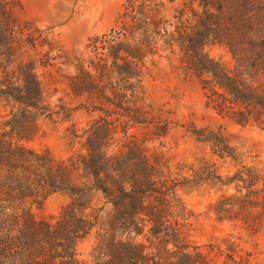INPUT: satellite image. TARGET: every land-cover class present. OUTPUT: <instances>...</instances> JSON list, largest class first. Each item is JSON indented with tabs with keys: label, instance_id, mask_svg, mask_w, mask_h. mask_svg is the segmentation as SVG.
Instances as JSON below:
<instances>
[{
	"label": "trees",
	"instance_id": "16d2710c",
	"mask_svg": "<svg viewBox=\"0 0 264 264\" xmlns=\"http://www.w3.org/2000/svg\"><path fill=\"white\" fill-rule=\"evenodd\" d=\"M18 6L0 0V98L9 105L0 121V264H208L191 245V212L178 195L208 179L201 169L172 171L166 154L147 146L168 125L153 115L146 85L163 76L165 60L171 72L197 76L218 115L240 126L264 123V0H125L113 25L74 57L20 20ZM212 45L228 49L231 71L208 55ZM45 73L62 78L78 106L59 98L52 107ZM76 109L92 119L68 129L77 148L68 158L25 145L41 117L69 118ZM138 128L151 138H138ZM221 155L235 160L227 144ZM259 180L252 168L220 180L235 187L212 205L216 220L256 234L264 215ZM61 191L70 200L58 216L38 219L35 210ZM94 193L102 198L97 209ZM91 234L92 260L82 262L77 244Z\"/></svg>",
	"mask_w": 264,
	"mask_h": 264
},
{
	"label": "rangeland",
	"instance_id": "374dc122",
	"mask_svg": "<svg viewBox=\"0 0 264 264\" xmlns=\"http://www.w3.org/2000/svg\"><path fill=\"white\" fill-rule=\"evenodd\" d=\"M124 2L19 0L16 16L47 32L62 50L74 57L81 55L88 39L103 34L113 25ZM172 13L173 6L168 5L163 16L169 18ZM206 52L227 71L233 69L234 61L226 47L212 45L206 48ZM166 64L165 60L161 61L163 76L155 82H148L146 87L153 115L168 125L167 135L149 139L151 137L141 128L132 131L140 139H149L147 146L150 150L159 148L165 153L172 171L183 166L186 171L201 169L208 179L199 186L188 183L178 189L180 199L191 212L189 240L192 247L207 258L208 264H264V215L258 232L253 234L231 222H218L212 209L222 195L234 193V183L223 185L220 180L227 182V178L238 171L255 170L260 175L256 189L264 193V123L240 126L218 115L208 106L197 76L186 75L182 70L173 73ZM43 81L52 107L58 104L59 98L72 109L80 103L68 95L62 78L53 79L45 73ZM8 111L9 105L0 98V121ZM91 119L92 116L83 109L73 110L69 118L64 115L41 117L37 135L25 145L35 150L47 149L56 158L66 159L77 150L76 146L72 148L69 144L68 129L74 124L80 130ZM224 144L232 149L235 160L221 155ZM69 200L67 192L52 193L43 206L35 210V215L38 219L53 220ZM101 205V195L94 193L91 208L97 209ZM95 242L93 234L78 242L80 261L92 260Z\"/></svg>",
	"mask_w": 264,
	"mask_h": 264
}]
</instances>
